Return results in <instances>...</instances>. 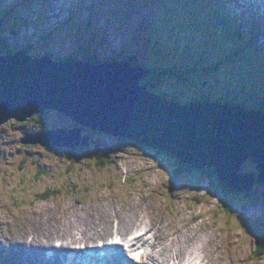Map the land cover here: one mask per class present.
Returning a JSON list of instances; mask_svg holds the SVG:
<instances>
[{"label": "rangeland", "instance_id": "obj_1", "mask_svg": "<svg viewBox=\"0 0 264 264\" xmlns=\"http://www.w3.org/2000/svg\"><path fill=\"white\" fill-rule=\"evenodd\" d=\"M212 2L0 0V40L11 53L28 48L35 58L53 55L56 60H81L88 54L102 61H121L133 57L134 66L159 71L153 91L169 99L182 104L225 100L258 108L257 102L264 100V62L238 54L235 41L248 37L239 34L233 24L240 16L253 21L250 29H255L258 20L262 26L264 20L260 12L249 14L245 11L248 7L240 4H250V0L231 2L225 15L229 29L238 30V36L233 35L223 31L214 19L218 11ZM261 5L264 9L263 0ZM241 31L245 32L243 26ZM176 66L187 70L186 76L176 73ZM171 69L172 75L164 71ZM74 127L73 121L55 111L0 127L2 261L46 264L39 263V256L34 254L45 256L46 250L34 237H48L51 248L57 241L91 243L83 236L94 237L96 231V238L106 239L115 218L126 230L144 212L152 232L147 245L136 244V250L149 245L151 253L168 254L166 261L179 256L180 264L189 260L264 264V184L258 183L248 194H231L226 199L216 181L210 183L202 171L192 170L177 179L174 172L181 165L175 159L86 129L81 136L89 135L93 143L80 151L23 143L27 133L59 128L70 131ZM241 172L259 173L253 161H248ZM46 192L54 194L47 201L40 200ZM63 218L67 231H79L65 233V241L61 229L56 228ZM171 239L173 247L162 248L161 243ZM191 251L196 254L192 256ZM136 254L133 250L132 256ZM145 259L142 263L153 264Z\"/></svg>", "mask_w": 264, "mask_h": 264}, {"label": "water", "instance_id": "obj_2", "mask_svg": "<svg viewBox=\"0 0 264 264\" xmlns=\"http://www.w3.org/2000/svg\"><path fill=\"white\" fill-rule=\"evenodd\" d=\"M153 74L129 61L94 64L0 51V126L55 111L78 127L29 133L24 144L88 147L90 138L81 133L91 129L172 155L193 171L214 169L232 191L253 185L252 175L240 172L248 160L257 162L264 181V111L168 101L151 91L154 84H142Z\"/></svg>", "mask_w": 264, "mask_h": 264}, {"label": "bare ground", "instance_id": "obj_3", "mask_svg": "<svg viewBox=\"0 0 264 264\" xmlns=\"http://www.w3.org/2000/svg\"><path fill=\"white\" fill-rule=\"evenodd\" d=\"M237 1L238 0H233V1L232 0H226V1H224V0H213V2H212L213 3V9L214 10H217V11H218V9H221L220 11H222V12L224 11V15H225L226 14V7L231 2H237ZM263 3H264V0H263ZM240 4L243 5V6H245V7H248L247 8L248 10H245V11L248 12L249 14L251 12L255 13V11L260 12L261 17H262L261 19L264 20V9H262L263 6L261 5V0H250V4L249 3H246V2H240ZM216 5L217 6H222V7L216 9L217 8ZM180 6L182 7L183 5H180ZM260 9H262V10H260ZM231 13H233V10H231ZM219 16H220V14H219V11H218L217 17H219ZM217 17H214V19H216V21H217ZM235 20H237V25H240L241 27H242L243 24L247 23L246 25L248 26L247 27V30H248L249 33H254L255 29L260 28V35H258V36H260V37H261V35L264 36V26L261 25V20H258L259 21V24L257 25V28H255V29H250L251 26H252L253 21L247 22V21L243 20L240 16H239V18H236ZM256 20H257V18H256ZM220 25H221V23H220ZM243 29H244V26H243ZM258 36H255V38H254V40L256 41V43L258 45V46L256 45V48L257 49H255V51L256 52H259V55H260L261 53L264 52V46H263L264 45V37H262L261 39H259ZM261 60H263V59H261ZM79 61H81V60H79ZM121 61H123V60H121ZM111 62H116V61H113L112 60ZM103 63H109V62H103ZM147 68H148V70H153V68H149V67H147ZM165 97L167 98L168 101H173L174 100V101L180 103L181 105L198 104V103L201 104V103L207 102L209 104L217 103L219 106H222V105L227 106L228 105L229 108L242 107L247 112H253L254 110L264 111V109H258V108H251L250 109L249 107L247 108L246 105L243 106V105L238 104L236 106H231V105H229L227 103L225 104V103H221V102H208V101L198 102V101H194L193 100L192 102H189V103H186V104H182L181 102L177 101L176 99H169L167 96H165ZM62 116H65V115H62ZM66 118H68V117H66ZM124 140H126V139H124ZM126 141H128V140H126ZM143 148H145V147H143ZM248 161H253V160H248ZM247 162H245L242 167H244ZM253 162L256 165V168H257V170L259 172L257 175L254 174V173L249 174V173H243V172L240 171L241 174L252 175L253 180H254L253 185L248 190L242 191V190L233 189V192H236L237 194H248L249 192L253 191V189L256 187V185L258 183L264 184V181H261L260 180V176H259L260 175V171L258 169L259 168L258 167V164H257V162L255 160ZM211 170H214V169H211ZM146 216H147L146 213L140 212L139 213L138 220H136L134 226H132V228L126 229V230H124L122 228V226L120 225V221L117 218H115L114 221H113V224H112L111 235L108 238L103 239V240H100L102 238H96L97 236H99V234L96 231H95V233L92 234L94 237H92V236H83V239H86L87 238L90 241H92L91 243H86L83 240L80 241V240H75V239H73L72 241H70L68 243H65V242L57 241V240H59V238H57L56 240H54V241H57V242L55 243V245H53V248H51L50 247L51 240L48 237H46V236H43V237L42 236H36V237L33 238V240L36 238V240H38L37 242L40 243V245H41L40 248L41 249L43 248L44 250L45 249L46 250L44 252V255L45 256H42L40 254V252H37V253L34 252V254H37L39 256V263L40 262H43V263L45 262L46 264H63V262H62L63 259H65L67 262H69V258H68L69 255H74L75 259H78V257L80 255H82L85 251H87L89 248H96L98 246H106V247H109V242L108 241H110L111 239L115 238L114 241L116 243V246H115L116 247V250L119 249V251H120V253L118 255L119 258L120 259H127L128 258V255L123 250V248L125 246H127L130 243L131 244V248H134V252H139L140 253V250L141 249H144L145 248L144 246H146L147 245V242L149 241V239H147V237L149 236L150 232H152V224L145 219ZM144 222H149V224H147V227H141V225ZM66 226H67L66 225V219H64V218L61 219V223H59V224L56 223V228L61 229V237H63V239H62L63 241H65V238L67 237V236H65V233H69V234H72L73 235L74 231L79 232L76 229V230L73 231V233H71V231H69V230L67 231V229H66L67 227ZM134 228H135V230H134ZM83 232H85L84 229H83ZM171 236H173V238H175L174 235L171 234ZM117 238L118 239H123V243H119L118 244ZM172 239L169 240L168 243H161L163 245L162 248H165V247L171 248V247H173L172 244H171ZM140 243H142V245H144V246H142L138 250H136V248L134 246H136V244L139 245ZM229 246L231 247L232 246V243ZM148 247H149V251H148V253L146 254L145 257L144 256L143 257L139 256L141 258L139 260V262H136L135 260H132V261L128 262V264H146V263H142V262H144V259L145 258H146L145 261L148 262V263L153 262V264H167V262L169 261V260L166 261V258L168 256V254H158L156 252L151 253L150 252V246L148 245ZM201 249L204 252H206L205 251L206 248H201ZM101 251H103V249ZM31 252H32L31 254H33V251H31ZM182 254H183L182 251L181 252H178V255L181 256ZM191 254L193 256L196 253H194V252L191 251ZM97 255H98V253H96V251H89L87 253V256L86 257L89 258L90 264H95L96 263V260L98 258ZM233 259L234 258L231 257V261ZM172 263H174V264H180L181 261L179 260V256L176 259H174V260L172 259V261H169L168 262V264H172ZM237 263H238V261L236 263H233V264H237ZM0 264H9V262L7 263L6 260L5 261H2L0 259ZM185 264H210V262L209 261L207 262L205 260H203V261H201V260H196V261L189 260V261L185 262ZM215 264H217V263H215Z\"/></svg>", "mask_w": 264, "mask_h": 264}, {"label": "trees", "instance_id": "obj_4", "mask_svg": "<svg viewBox=\"0 0 264 264\" xmlns=\"http://www.w3.org/2000/svg\"><path fill=\"white\" fill-rule=\"evenodd\" d=\"M217 6V5H216ZM96 7V6H95ZM220 7H222V6H217V8L216 9H218V8H220ZM221 9H218V11H219V14H220V16L219 17H217V21L219 22V23H221V25L223 26V31H225V32H228L229 33V31H230V33L231 34H233V35H236V34H238V30L240 31V33L239 34H244V35H247V39L246 38H243V37H241V38H243L244 40H241V41H235V43H236V45H237V47H238V50H239V52H238V54H243V55H246V56H248V55H252V57L254 58V59H258V61H262V62H264V52L263 53H261L260 55L259 54H257L256 53V51H255V49H257L256 48V45H257V43H256V41L254 40V38H255V36H258V35H260V28H257V29H255V31H254V33H249L248 32V30H247V23H245V24H243L242 26H244V30H245V32L243 31V33H242V27L240 26V25H237V20H235L234 21V23H236V24H233L234 25V27H236V28H238V30L237 29H229V26H228V22H229V18H227L225 15H224V11L222 12V11H220ZM166 17H168V15H166L165 17H163V18H166ZM188 20H191V19H188ZM165 21V20H164ZM164 21H162V24H163V29H167V24L164 22ZM182 21V20H181ZM190 22V21H189ZM158 26L160 27V24H159V22H158ZM179 28H182V27H179ZM237 32V33H235V32ZM238 36V35H237ZM259 37V39H261L260 38V36H258ZM237 39H238V37H237ZM264 46V45H263ZM0 50L2 51V52H4L5 54L6 53H11V51L5 46V45H3V42H0ZM27 50H29V49H27ZM52 57H53V55H51ZM70 57H66L65 59H69ZM81 60H86V61H88V62H91V63H95V64H97V63H103V62H111V59L110 60H100V59H98V58H96V57H94V56H90V55H88V54H85L84 55V57H81L80 58ZM261 59H263V60H261ZM125 60H128V61H130V62H132L133 64H135V61H134V58L133 57H128V58H126ZM176 67H178V69H176V68H173L174 70H175V72L176 73H178L180 76H183V75H185L186 76V72H187V70L186 71H181L180 69V67L179 66H176ZM216 67H218V66H216ZM171 68V67H170ZM160 69V68H159ZM173 69H171V70H164L165 72H166V74H170V75H172L171 73L174 71ZM162 70V69H161ZM263 73V75H264V72H262ZM159 75V71L157 72V74H155V75H153V76H151L150 77V79H148L147 81H146V83H148V82H152V83H155L156 81H157V76ZM175 76H177V75H175ZM222 101H224L225 103H227V104H229V105H231V106H236V105H238V104H236V103H234V102H227V101H225V100H222ZM257 106H258V109H264V100H261L260 102H257ZM57 113V112H56ZM76 150L77 149H82V148H75ZM149 150H151V149H149ZM153 151H155V150H153ZM156 153H158L159 155H165V156H167L168 158H173V156L172 155H169V154H166V153H164V152H160V151H156ZM174 159V158H173ZM178 162V161H177ZM178 163H180V162H178ZM103 165V164H102ZM180 167H178L177 169H176V171L174 172V175H175V177L177 178V179H179V178H181V176L182 175H184V174H187V173H191L192 172V170H191V168L189 167V166H187V165H184V164H181L180 163ZM99 166H101V165H99ZM211 172V174H209ZM202 174L205 176V178L206 179H209L210 180V183H212V179H214L215 181H216V185L218 186V188L219 189H221L222 191H223V196H225V198L227 199L229 196H231V194H237L236 192H233L232 190H230V189H228V188H226L223 184H222V182L218 179V177H217V175L215 174V172H214V170H204V171H202ZM215 185V183L213 182V184H212V186H214ZM212 186H210V187H212ZM52 194H54L53 192H46V193H44V195L43 196H40V200H42V201H47V200H49L51 197H52ZM230 194V195H229ZM51 195V196H50Z\"/></svg>", "mask_w": 264, "mask_h": 264}, {"label": "clouds", "instance_id": "obj_5", "mask_svg": "<svg viewBox=\"0 0 264 264\" xmlns=\"http://www.w3.org/2000/svg\"><path fill=\"white\" fill-rule=\"evenodd\" d=\"M0 42H3V40H0ZM28 49V48H27ZM27 49H24V50H26L27 52H28V50ZM1 51V50H0ZM22 51V50H21ZM17 53V52H16ZM1 54L2 55H7V54H14V53H4V52H2L1 51ZM29 54V53H28ZM30 55V54H29ZM32 56V55H31ZM35 58V57H34ZM38 58H40V57H38ZM52 59H54L53 57H52ZM69 59H76V58H69ZM54 60H56V59H54ZM63 60H67V59H63ZM63 60H56V61H63ZM77 60H79V59H77ZM123 61H128V60H123ZM130 62V61H129ZM132 63V62H131ZM133 64V63H132ZM134 65V64H133ZM136 67H139V66H136ZM142 67H146V66H142ZM153 75H155V74H153ZM153 75H151V76H153ZM150 76V77H151ZM150 77L148 78V79H150ZM147 79V80H148ZM147 80H144L145 81V83H143L142 82V84H155V83H152V82H148V83H146V81ZM155 86V85H154ZM154 89H155V87H154ZM151 91L152 92H154L153 91V89H151ZM154 93H157V92H154ZM158 94V93H157ZM160 95V94H159ZM162 96H166V95H162ZM34 117H36V115L34 116ZM32 119H33V117H32ZM71 120V119H70ZM72 121V120H71ZM10 122H17L18 124H21V123H25V122H18V121H16V120H11V121H9L8 123H10ZM8 123H6V124H4V125H2V126H0V127H3V126H5V125H7ZM75 123V122H74ZM75 125H76V127H78V125L75 123ZM60 129V128H59ZM86 130H90V131H93V130H91V129H86ZM47 132V131H46ZM93 132H97V131H93ZM41 133H43V132H41ZM99 133V132H98ZM27 134H29V133H27ZM33 134H37V133H33ZM112 136V135H111ZM82 137H89L90 138V141H89V146H92V139H91V137L89 136V135H83ZM114 137V136H113ZM114 138H116V137H114ZM119 139H121V140H123L122 138H119ZM39 146H42V145H40V144H38ZM36 146V145H35ZM88 146V147H89ZM43 147V146H42ZM88 147H83V146H78V147H76V148H82V149H65V148H58V149H56V150H70V151H80V150H83V149H87ZM45 148V147H44ZM47 149V148H46ZM50 150V149H49ZM10 255L11 256H13V257H15L16 256V254H14V253H12V252H10Z\"/></svg>", "mask_w": 264, "mask_h": 264}]
</instances>
